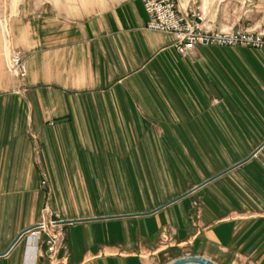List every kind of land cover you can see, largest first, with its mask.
<instances>
[{"label": "crops", "instance_id": "obj_1", "mask_svg": "<svg viewBox=\"0 0 264 264\" xmlns=\"http://www.w3.org/2000/svg\"><path fill=\"white\" fill-rule=\"evenodd\" d=\"M177 1L210 29L264 31V0ZM1 17L0 264L33 263L23 233L57 215L62 264H264V164L250 163L264 146L227 166L209 142L249 138L210 97L217 79L264 92V52L182 55L143 0H16Z\"/></svg>", "mask_w": 264, "mask_h": 264}, {"label": "built area", "instance_id": "obj_2", "mask_svg": "<svg viewBox=\"0 0 264 264\" xmlns=\"http://www.w3.org/2000/svg\"><path fill=\"white\" fill-rule=\"evenodd\" d=\"M143 4L148 14L147 28L173 34L176 39L174 47L182 55H187L201 46L264 50V31L244 28L210 29L205 26L201 11L190 7L186 13H182L177 0H143ZM6 32L8 35L7 29ZM9 70L22 81L27 77V62L21 51L11 52ZM58 218L59 215L56 219L43 220L23 233L34 248V264H38L37 259L41 256L39 252L43 244L46 245L47 264H62L59 253L66 248V235L64 221Z\"/></svg>", "mask_w": 264, "mask_h": 264}, {"label": "rangeland", "instance_id": "obj_3", "mask_svg": "<svg viewBox=\"0 0 264 264\" xmlns=\"http://www.w3.org/2000/svg\"><path fill=\"white\" fill-rule=\"evenodd\" d=\"M15 4L16 0H0V19L4 18L1 16L4 15L5 12H9L10 8L14 9ZM209 50L222 52L224 54H228L229 56L232 55L233 52L239 50L264 52V50L253 48L242 49V47H214L209 48ZM217 81L221 85H215V95L214 97H210L211 101L215 98V115L217 118H243L248 122L247 124H242L243 126H241L244 131H247V135L249 137L247 139H215L214 141H209L214 145L211 149H213L216 153V159H226L227 162L231 158V162H227L226 165L232 166L234 163L241 162L250 157L264 143V139L250 137V133L260 135L253 122L258 118L264 119V92L241 91L239 88H246V85L243 84L240 86L234 84L229 91H225L222 79H217ZM220 130L222 129L220 128ZM234 131L235 130L233 129V132ZM199 142L202 144V141ZM250 163L264 164V149L256 155ZM45 182L46 181H44V183Z\"/></svg>", "mask_w": 264, "mask_h": 264}, {"label": "water", "instance_id": "obj_4", "mask_svg": "<svg viewBox=\"0 0 264 264\" xmlns=\"http://www.w3.org/2000/svg\"><path fill=\"white\" fill-rule=\"evenodd\" d=\"M263 146H264V143L250 157H248L247 159L243 160L240 164H243L246 161H248L249 159H251ZM223 173H220L218 175H215L213 177V179L221 176ZM204 184L205 183L200 184L197 188L203 186ZM169 264H218V263H216L212 259H209V258L204 257V256H200V255H188V256H184V257L177 258L174 261L170 262Z\"/></svg>", "mask_w": 264, "mask_h": 264}]
</instances>
